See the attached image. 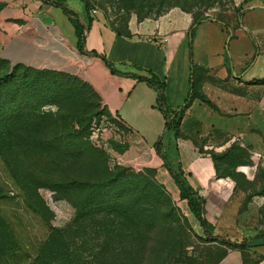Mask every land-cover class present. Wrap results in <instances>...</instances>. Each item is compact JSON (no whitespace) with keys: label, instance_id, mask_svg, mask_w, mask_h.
Instances as JSON below:
<instances>
[{"label":"crops","instance_id":"crops-1","mask_svg":"<svg viewBox=\"0 0 264 264\" xmlns=\"http://www.w3.org/2000/svg\"><path fill=\"white\" fill-rule=\"evenodd\" d=\"M0 5V61L9 70L64 75L87 86L124 131L116 146L124 163L156 170L160 183L178 191L173 174L179 176L204 199L203 213L216 224L205 219L215 230L236 229L240 203L195 143L209 145L216 136L241 141L264 127V85L254 83L264 78V0H234L222 21L207 19L196 28L194 78L212 106L195 99L180 117L179 137L166 127L164 110L174 119L190 93V14L173 9L141 22L131 16L122 34L107 16L92 9L87 15L80 0L63 1L87 28L80 48L60 8L44 0ZM257 233L229 237L247 246L226 249L217 264H264V235L252 240Z\"/></svg>","mask_w":264,"mask_h":264},{"label":"rangeland","instance_id":"rangeland-1","mask_svg":"<svg viewBox=\"0 0 264 264\" xmlns=\"http://www.w3.org/2000/svg\"><path fill=\"white\" fill-rule=\"evenodd\" d=\"M139 2H146V6L150 3L156 5L151 18H155L154 15L162 10L160 0H138ZM89 4L92 10L107 16L116 28L121 27V20L131 16L137 18L138 9L131 8L130 0H89ZM79 6L83 8L81 3ZM233 10L234 0H214L212 7L204 11L203 16L222 21ZM196 12L199 14L201 11ZM3 76H6V72L0 66V79ZM60 80L62 86L67 88L66 93L73 95L76 104L72 105L59 98L60 106L43 107L42 112L66 118L45 127L41 133L51 136L86 129L87 144L82 155L76 154V150L63 151V148L58 151L30 150L25 141L40 139L43 135L38 132L26 136L23 124L18 125L14 120H11L12 123L3 122L2 128L6 129L7 135H3L0 144V219L11 230L19 251L5 256L1 260L4 261L2 264H27L52 229H63L72 224L76 218V206L86 195L78 185L103 180V168L108 172H115L118 168L129 169L132 173L153 171L152 178L158 188L152 186L151 191L163 204L164 213L172 211V218L169 220L171 224H167L165 230L158 227L149 235H144L140 244L134 241L137 235L132 231L133 227H128L120 244L119 264H151L155 258H159V247L164 243L173 244L177 249L165 264H215L218 254L225 246L218 240L205 236L203 228L190 212L187 201L180 198V191L160 183L156 178V170L124 163L116 150V146H121L125 141L124 131L117 126L114 118L97 104L87 89L67 80ZM1 91L4 95L5 88L2 87ZM75 118L82 122V127L78 123L71 125L70 120ZM9 129L11 134L8 133ZM259 132L255 137H247L241 141L235 137L216 136V140L209 145L206 141L194 142L202 152L215 157H221L232 146L241 149L246 155L237 164L247 165L231 169L230 172L233 170L232 173H235L233 177L221 178L233 190L231 198L235 196L240 203L236 229L224 231L214 228L211 231L214 236L229 238L264 231V127ZM64 152H68L65 153L67 157L62 155ZM219 166L220 172L226 174L229 165L221 161ZM207 217L212 225L216 224V217L204 215V218ZM223 225L224 223L219 227ZM87 245L92 247L94 244ZM92 249L89 250L91 254Z\"/></svg>","mask_w":264,"mask_h":264},{"label":"trees","instance_id":"trees-1","mask_svg":"<svg viewBox=\"0 0 264 264\" xmlns=\"http://www.w3.org/2000/svg\"><path fill=\"white\" fill-rule=\"evenodd\" d=\"M44 1L60 8L69 18L76 31L78 46L82 48L87 28L84 29L72 11L61 5V2L67 0ZM80 1L84 5L86 14L89 15L91 11L89 0ZM160 1L162 10L154 15L155 18H151L152 11L156 8L154 3L146 6L144 4L146 2L138 3V0H130L131 8L138 9L136 12L137 21L157 19L172 9H179L190 14L193 19L188 32L190 93L180 109L172 113L175 117L166 126L174 133L175 137H179L180 117L195 99L212 106L200 92L198 82L194 78L196 67L193 63L192 40L198 25L207 20L203 16V12L212 7L214 0ZM144 8L147 10L144 11ZM196 10L201 12L198 14ZM128 20H121V27H114L116 32L126 34ZM90 22L91 19H89L88 25ZM0 66L6 72V76L0 79V144L3 135H7L6 129L2 128L3 122L12 123L11 120H14L18 125L23 124L24 133L29 136L38 132L41 133L45 127L66 118L59 114L42 112V108L46 105H58L59 98H63L68 103L71 102L72 105L76 104L73 95L66 93L67 88L65 89L62 86L60 79L87 89L92 98L100 105L97 96L87 86L73 78L54 73L34 72L21 67L9 70L4 61H0ZM20 70L22 73H18ZM3 79H6V81L3 82ZM149 82L159 86V83L155 80H149ZM254 83L264 85V78L256 80ZM2 87L5 88L4 95L1 91ZM164 113L167 120H170L171 117L166 110H164ZM70 123L71 125L78 123L82 127V122L77 118L75 120L71 119ZM5 131L6 133H4ZM86 131V129H81L71 134L67 132L51 136L41 133L43 136L40 139L31 138L25 142L28 143L27 147L30 150L58 151L63 148V151L76 150V154L82 155L87 144L85 142ZM8 133L11 134L10 129ZM65 153L68 154V152H64L62 155L67 157ZM210 157L214 164L217 179L233 177L235 175V173H232L234 169L236 170L241 165H247V163L237 164L238 160L243 159L246 155L243 154L241 149L234 146L221 157L213 155H210ZM221 161H225L229 165L225 171L226 174L220 172L219 162ZM231 169L233 170L230 172ZM102 174L104 179L100 182H83L78 185V188L84 191L86 195L76 206L74 222L63 229H52L48 238L40 245L36 255L27 264H119L120 244L126 236L128 227H133L132 231L137 235L134 241L136 244H140L143 237L152 233L155 228L159 227L161 230H165V226L171 224L169 220L172 218V211L164 213L163 204L158 201V198L151 191L152 186L158 188L152 178L153 171L145 170L141 173H132L129 169L118 168L115 172H108L106 168H103ZM173 175L180 191V198L187 201L190 212L203 228L205 236L211 240H218L219 243L225 246V249L218 254L215 264L224 256L226 249L247 246L245 240L238 243L226 237L212 235L211 231L214 227L204 218V199L188 187L179 176ZM262 235H264V231L258 232L252 240L258 239ZM89 243L94 245L89 247L87 245ZM91 249L93 250L92 254L89 253ZM16 251H19L17 241L5 221L0 219V264L4 262L1 260L5 256L8 257ZM176 251L175 245L164 243L159 247V258H155L151 264H165L167 258L175 255Z\"/></svg>","mask_w":264,"mask_h":264},{"label":"water","instance_id":"water-1","mask_svg":"<svg viewBox=\"0 0 264 264\" xmlns=\"http://www.w3.org/2000/svg\"><path fill=\"white\" fill-rule=\"evenodd\" d=\"M173 118H171L170 120H168V124H170L171 123V120H172Z\"/></svg>","mask_w":264,"mask_h":264},{"label":"built area","instance_id":"built-area-1","mask_svg":"<svg viewBox=\"0 0 264 264\" xmlns=\"http://www.w3.org/2000/svg\"><path fill=\"white\" fill-rule=\"evenodd\" d=\"M92 13H93V14H95V13H96V11H95V10H93V11H92Z\"/></svg>","mask_w":264,"mask_h":264}]
</instances>
